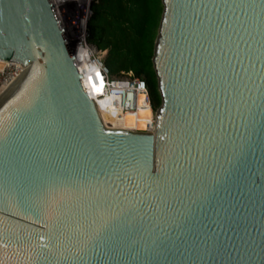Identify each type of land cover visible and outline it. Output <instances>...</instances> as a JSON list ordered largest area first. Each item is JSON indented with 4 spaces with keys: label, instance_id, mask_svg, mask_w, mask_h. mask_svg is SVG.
Segmentation results:
<instances>
[{
    "label": "water",
    "instance_id": "obj_1",
    "mask_svg": "<svg viewBox=\"0 0 264 264\" xmlns=\"http://www.w3.org/2000/svg\"><path fill=\"white\" fill-rule=\"evenodd\" d=\"M163 3L146 133L103 122L52 0H0V264H264V0Z\"/></svg>",
    "mask_w": 264,
    "mask_h": 264
},
{
    "label": "trees",
    "instance_id": "obj_2",
    "mask_svg": "<svg viewBox=\"0 0 264 264\" xmlns=\"http://www.w3.org/2000/svg\"><path fill=\"white\" fill-rule=\"evenodd\" d=\"M163 11V0H96L87 24V41L107 51L104 62L110 72H132L144 80L156 112L163 103L154 66Z\"/></svg>",
    "mask_w": 264,
    "mask_h": 264
},
{
    "label": "built area",
    "instance_id": "obj_3",
    "mask_svg": "<svg viewBox=\"0 0 264 264\" xmlns=\"http://www.w3.org/2000/svg\"><path fill=\"white\" fill-rule=\"evenodd\" d=\"M94 1L96 0H89L88 18L81 22L85 26L83 40L80 42L79 47L83 50L84 54L82 57L83 65L81 66L78 63L79 53L76 47V64L79 72L83 75L84 88L88 96L94 100L102 120L107 126L132 130L133 132L154 133L156 130L157 112L152 108L146 82L134 76L132 72H124L120 76L113 75L104 62L107 51L97 49L87 41V24L91 17V7ZM66 8H69L68 10H64L65 13L67 12V15L75 14V17L70 22L69 28L64 26L62 22L63 13L61 14L56 9V15L62 27L66 30L68 41L76 46L74 43L75 34L80 28L79 20L78 27L76 20V13L79 11V6L72 3L71 6H67ZM23 71L24 69L19 63L0 60V98L16 83ZM86 79L88 81L91 80L93 85L91 91L88 85L85 84ZM143 109H148L150 113L148 117L141 121L139 119V113ZM126 116L133 118V125L129 128L119 126L120 123H124Z\"/></svg>",
    "mask_w": 264,
    "mask_h": 264
},
{
    "label": "bare ground",
    "instance_id": "obj_4",
    "mask_svg": "<svg viewBox=\"0 0 264 264\" xmlns=\"http://www.w3.org/2000/svg\"><path fill=\"white\" fill-rule=\"evenodd\" d=\"M55 4L56 9L58 10V12H61L62 16H63V20L62 22L64 23V26L69 28L70 22L71 20L75 17L74 15H67V12L65 13L64 9L67 6H71L72 3H75L79 6L78 10H79V24H80V28L78 30V32L75 34V44L76 47L78 48V63L79 65H83V50L80 49V42L83 40V31H84V25L81 24L82 21H85L88 18L89 15V0H52ZM70 1H72L70 3ZM73 8V7H72ZM56 10V11H57ZM61 16V17H62ZM85 84L88 85L90 91L92 89V83L91 80L88 81L87 79L85 80ZM150 111L148 109H143L142 111H140L139 113V119L141 121H143L146 117H148ZM117 125V124H115ZM133 125V118L131 116H126L124 119V123H120L119 126L121 127H131ZM118 126V125H117Z\"/></svg>",
    "mask_w": 264,
    "mask_h": 264
},
{
    "label": "rangeland",
    "instance_id": "obj_5",
    "mask_svg": "<svg viewBox=\"0 0 264 264\" xmlns=\"http://www.w3.org/2000/svg\"><path fill=\"white\" fill-rule=\"evenodd\" d=\"M65 9H67V10H68L69 8H65ZM65 9H64V10H65ZM91 15H92V7H91Z\"/></svg>",
    "mask_w": 264,
    "mask_h": 264
}]
</instances>
